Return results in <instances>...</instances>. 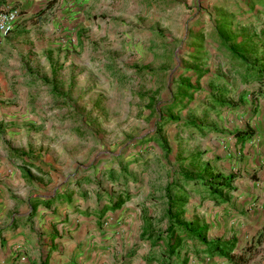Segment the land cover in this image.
<instances>
[{
  "label": "rangeland",
  "instance_id": "374dc122",
  "mask_svg": "<svg viewBox=\"0 0 264 264\" xmlns=\"http://www.w3.org/2000/svg\"><path fill=\"white\" fill-rule=\"evenodd\" d=\"M47 2L26 1L25 8L44 11L27 18V28L8 33L0 48V102L15 101L18 110L29 111L20 117L35 122L1 128V134L13 137L26 164L51 173L53 187L63 184L71 193L76 188L78 200L89 199L92 189L102 191L101 201L128 193L111 210V228L118 229L112 234L126 240L113 264H158L145 258L157 255L152 238L136 239L130 232L144 215L164 227L163 189L177 174H231L239 188L259 176L264 181V159L254 163L250 157L241 165L233 135L250 132L244 140L264 147V96L252 95L255 83L240 80L213 39V27L225 15L236 32L247 29L264 46V6L256 0H53L49 7ZM181 83L191 87L184 97ZM9 90L18 96H6ZM210 98L223 104L213 105ZM183 187L185 220L196 216L212 237H238L234 252H250L245 264H264V235L253 239L264 232L261 221L242 231L232 224L242 213L231 210L235 204L215 209L204 192ZM82 243L71 247L78 252L68 264H78ZM42 246L32 248L40 253ZM26 248L36 252L30 241ZM188 256V264H222L220 258Z\"/></svg>",
  "mask_w": 264,
  "mask_h": 264
},
{
  "label": "crops",
  "instance_id": "0c3cea01",
  "mask_svg": "<svg viewBox=\"0 0 264 264\" xmlns=\"http://www.w3.org/2000/svg\"><path fill=\"white\" fill-rule=\"evenodd\" d=\"M26 1H29L34 6L40 0H0V8L15 7L21 12L10 33L16 27L21 28L24 25L27 28L28 25L25 24L28 22L27 18L36 19L44 11L40 8L39 10H29L30 7L25 8L23 4ZM47 1V3L51 2L49 4L46 3L47 7H49L53 0ZM22 10L26 12L24 13ZM44 13H47V11ZM53 24V22L49 23L52 27ZM43 30L44 32L47 31L46 28ZM4 39L5 37L0 39V48L3 46ZM5 93L6 96L11 98L18 96L17 92L11 90ZM28 112L27 108L18 110L15 106V101L0 102V264H68L69 258L74 255V252H78L77 249L72 251L71 248L76 241L84 242L82 243L83 246L85 244V248H81L82 253L77 255V257L75 256L78 264H113L112 257L117 249L120 250V242L125 243L126 240L125 237H120L122 234L117 232L112 234V231L118 229L115 227L111 228V208L109 207L111 196H106V200L101 201L99 196L102 191L92 189L90 198L83 201L78 200L79 197L74 193L76 188L71 193V190L63 184L53 187L51 173L48 171L46 173L38 165L26 164L21 159V154L14 150V146L11 144L15 141L12 139L13 137L9 138L7 135L1 134V128L4 127H7V130L22 129L21 124L28 121H24L26 119L25 116L24 118L20 116H27ZM30 123V125H34L35 122L31 121ZM234 140L238 142L236 146L241 147L240 152L239 150L237 151V155L242 156L241 165H244L246 159L247 161L250 160L248 159L250 157H252L251 160L254 159L252 160L255 161L254 163L264 159V147L261 149L260 145H249L251 143L249 140L240 141L235 137ZM1 143L4 145H1ZM253 172L256 175L261 173L255 170L251 171V173ZM107 174L109 172L106 171L104 176L106 177ZM233 186L234 190L228 193L227 196L229 198L226 201L219 203H214L212 200L209 201V203L214 204L212 207L216 209V207L225 206V210H230V206L235 204L238 208L231 210L235 213L236 210H239L242 213L235 215L237 219L232 224H237L242 231L250 226L251 223L261 221L260 223L263 225L264 181H261V177L259 176L256 181L249 180L247 187L239 188L235 183ZM81 191L84 192L83 190ZM88 195H90L89 192ZM108 195H111L110 190ZM234 197L237 198L234 199ZM253 199L255 200L254 202H252ZM249 201L251 204H249ZM253 204L255 206H252ZM228 218L229 216L226 217V219ZM187 220H196L202 223L194 215ZM202 224L205 225V223ZM206 226V237L208 239L233 238L228 236L212 237L208 234L210 229H207V224ZM136 229L130 234L133 235L135 233L134 235L137 239L141 232V225L139 227L138 224ZM261 231L254 236V240L260 241L264 235V232ZM259 234L260 237H257ZM234 240L236 245V241H239V239L235 237ZM29 241L30 248L33 246L37 247V242L42 243L43 248L40 249V253L36 250L37 248H34L36 252L32 254L30 250L27 251L26 247ZM67 241L69 244H66ZM112 242L114 244V253L111 250ZM130 242L131 240H129ZM116 243H119V246ZM16 244L20 245V248L24 247V250L15 249L14 245ZM141 245L144 246V244ZM147 250L148 246L141 255ZM136 251L141 252L142 249L140 251V249L136 248ZM241 252L242 250L238 252H234V249L232 250V253L236 254ZM39 256L40 259L38 260ZM21 257L22 259H20ZM23 258L26 259V262L21 261ZM208 258L205 256V259ZM210 258L211 260L220 258L221 261L219 263H226L223 257L214 256Z\"/></svg>",
  "mask_w": 264,
  "mask_h": 264
},
{
  "label": "trees",
  "instance_id": "16d2710c",
  "mask_svg": "<svg viewBox=\"0 0 264 264\" xmlns=\"http://www.w3.org/2000/svg\"><path fill=\"white\" fill-rule=\"evenodd\" d=\"M264 6V0H256ZM51 3V2H49ZM47 3V4H49ZM220 19L213 27V39L228 55L230 65L235 69L243 83L254 82L251 92L254 97L264 96V46H259L248 36L247 29L236 32V26L231 24V17L220 15ZM260 47V48H259ZM260 49V50H259ZM181 96H185L189 85L181 83ZM213 105H222L223 102L210 98ZM191 127H199L197 123L189 122ZM237 140H244L251 136L250 132H234ZM158 137V136H157ZM159 140H163L159 137ZM162 144L164 142H161ZM205 176V172L191 174L181 171L164 186L162 198L165 200L159 228L151 223V218L142 217L141 238H152V247L157 246V255L150 253L145 258L156 260L158 264H188L189 254L196 257H223L227 264H245L249 260L250 252L244 250L239 254L232 253L235 246L234 238L222 239L206 237V226L196 220H185L184 204L186 189L183 185H192L197 191L204 192L214 203L226 201L228 193L234 190L233 175L215 173ZM128 193L117 195L109 202L111 210L118 209ZM152 252V251H151Z\"/></svg>",
  "mask_w": 264,
  "mask_h": 264
},
{
  "label": "built area",
  "instance_id": "2783aa9c",
  "mask_svg": "<svg viewBox=\"0 0 264 264\" xmlns=\"http://www.w3.org/2000/svg\"><path fill=\"white\" fill-rule=\"evenodd\" d=\"M20 15L18 8H0V39L10 33Z\"/></svg>",
  "mask_w": 264,
  "mask_h": 264
}]
</instances>
